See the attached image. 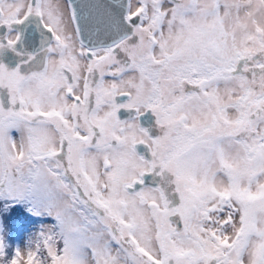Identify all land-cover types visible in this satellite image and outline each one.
<instances>
[{"label": "snow or ice", "instance_id": "1", "mask_svg": "<svg viewBox=\"0 0 264 264\" xmlns=\"http://www.w3.org/2000/svg\"><path fill=\"white\" fill-rule=\"evenodd\" d=\"M0 29V264H264V0H0ZM18 207L51 221L24 248Z\"/></svg>", "mask_w": 264, "mask_h": 264}, {"label": "rangeland", "instance_id": "2", "mask_svg": "<svg viewBox=\"0 0 264 264\" xmlns=\"http://www.w3.org/2000/svg\"><path fill=\"white\" fill-rule=\"evenodd\" d=\"M29 213L23 208L18 207L13 213L9 214L10 218L6 221V236L8 242L13 247L24 248L30 239L34 238L40 231L42 223H51V221H42L39 217L30 216L27 220L26 216ZM21 217L20 224L15 223L16 219ZM20 218V219H21ZM21 227V228H20Z\"/></svg>", "mask_w": 264, "mask_h": 264}, {"label": "trees", "instance_id": "3", "mask_svg": "<svg viewBox=\"0 0 264 264\" xmlns=\"http://www.w3.org/2000/svg\"><path fill=\"white\" fill-rule=\"evenodd\" d=\"M30 216H31L30 214H29V215H27V216H26V219H29V218H30ZM20 218H21V217L17 218V219H16L17 221H15V222H14V224H15V223H18V224H20V220H22V218H21V219H20Z\"/></svg>", "mask_w": 264, "mask_h": 264}, {"label": "water", "instance_id": "4", "mask_svg": "<svg viewBox=\"0 0 264 264\" xmlns=\"http://www.w3.org/2000/svg\"><path fill=\"white\" fill-rule=\"evenodd\" d=\"M122 118H127V115H126V114H124V115L122 116Z\"/></svg>", "mask_w": 264, "mask_h": 264}, {"label": "flooded vegetation", "instance_id": "5", "mask_svg": "<svg viewBox=\"0 0 264 264\" xmlns=\"http://www.w3.org/2000/svg\"><path fill=\"white\" fill-rule=\"evenodd\" d=\"M2 31H3V30H2V29H0V35H2V34H3V33H2Z\"/></svg>", "mask_w": 264, "mask_h": 264}]
</instances>
